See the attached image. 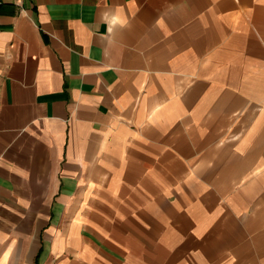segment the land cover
I'll return each instance as SVG.
<instances>
[{"label": "crops", "instance_id": "0c3cea01", "mask_svg": "<svg viewBox=\"0 0 264 264\" xmlns=\"http://www.w3.org/2000/svg\"><path fill=\"white\" fill-rule=\"evenodd\" d=\"M0 264H264V0H0Z\"/></svg>", "mask_w": 264, "mask_h": 264}]
</instances>
